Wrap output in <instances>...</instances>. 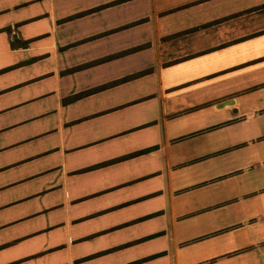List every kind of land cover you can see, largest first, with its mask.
I'll return each instance as SVG.
<instances>
[{"label":"crops","instance_id":"obj_1","mask_svg":"<svg viewBox=\"0 0 264 264\" xmlns=\"http://www.w3.org/2000/svg\"><path fill=\"white\" fill-rule=\"evenodd\" d=\"M262 56L264 0H0V264H264Z\"/></svg>","mask_w":264,"mask_h":264},{"label":"rangeland","instance_id":"obj_2","mask_svg":"<svg viewBox=\"0 0 264 264\" xmlns=\"http://www.w3.org/2000/svg\"><path fill=\"white\" fill-rule=\"evenodd\" d=\"M80 227L81 225L79 226V231H80ZM76 228L77 227L74 225L73 228L74 232ZM102 234L103 232L93 237L87 238L86 240H84V242H81L79 244H74V253L81 252V253H85V255L96 254L91 256L92 259L89 262L87 263L85 262L82 264H116L122 258H127L125 250L120 252L117 248H115L110 252L108 251L109 253L107 252L104 253L103 251L108 249L105 246H107L109 243H116V237L115 234H109L108 236L98 238V236ZM131 263L132 262L130 261L127 262L126 264H131Z\"/></svg>","mask_w":264,"mask_h":264},{"label":"snow or ice","instance_id":"obj_3","mask_svg":"<svg viewBox=\"0 0 264 264\" xmlns=\"http://www.w3.org/2000/svg\"><path fill=\"white\" fill-rule=\"evenodd\" d=\"M261 58H264V56H262Z\"/></svg>","mask_w":264,"mask_h":264},{"label":"trees","instance_id":"obj_4","mask_svg":"<svg viewBox=\"0 0 264 264\" xmlns=\"http://www.w3.org/2000/svg\"><path fill=\"white\" fill-rule=\"evenodd\" d=\"M127 78V77H126Z\"/></svg>","mask_w":264,"mask_h":264}]
</instances>
